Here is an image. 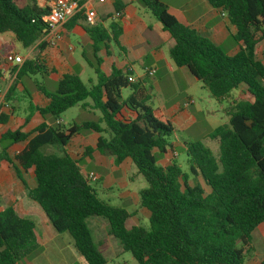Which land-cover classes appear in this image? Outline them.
<instances>
[{
	"label": "trees",
	"instance_id": "16d2710c",
	"mask_svg": "<svg viewBox=\"0 0 264 264\" xmlns=\"http://www.w3.org/2000/svg\"><path fill=\"white\" fill-rule=\"evenodd\" d=\"M207 1L225 12L235 27L233 39L240 45L236 55H228L209 38L181 24L164 0H140L174 40L169 50L171 60L177 67L188 69L212 98L221 101L242 86L247 89L250 100L235 101L228 109V123L207 137L218 142V157L198 141L187 144L185 150L189 174L175 160L167 166L158 165L154 153L173 151L175 130L148 105L150 77L129 82L134 73L115 67L110 74L105 73L98 53L105 47L109 54L112 43L123 49L119 43L123 28L115 21L108 28L101 23L87 25L83 14L70 21H84V30L93 41L96 65L91 66L96 84L88 86L78 75L65 74L52 93L39 83L49 103L44 107L31 105V110L46 121L56 122L74 107H90L101 113L99 122L87 121L71 128L44 122L33 133L8 131L0 138V160L14 167L28 197L39 205L58 234L72 237L87 264H108L94 243L88 225L91 217L104 220L110 236L138 264H247L253 233L264 224V52L261 58L256 53L264 40V0ZM124 9L116 2L115 12L123 13ZM48 13L38 0H0V34L11 33L23 48H31L46 34L44 17ZM44 47L43 42L39 44L40 50ZM11 55L6 54L4 60ZM47 73L40 58L26 60L6 101L13 100L17 85H23L25 77ZM2 79L0 70V82ZM127 89L130 94L124 99L122 92ZM6 121L7 115L0 114V124ZM90 131H105L109 137L101 136L95 148L87 147L80 160L70 156L65 147L73 136ZM18 144L24 147L11 158L8 151ZM46 146L58 148L60 154L44 153ZM94 152L111 156L116 166L130 161L147 182V188L140 192V206L150 213L149 229L135 224L125 208L98 197L81 167ZM30 169L36 178L35 189H30L22 176V171ZM191 177L201 178L209 192L199 183L190 185ZM42 252L36 223L20 216L14 207L4 208L0 212V264L32 261Z\"/></svg>",
	"mask_w": 264,
	"mask_h": 264
},
{
	"label": "crops",
	"instance_id": "0c3cea01",
	"mask_svg": "<svg viewBox=\"0 0 264 264\" xmlns=\"http://www.w3.org/2000/svg\"><path fill=\"white\" fill-rule=\"evenodd\" d=\"M80 1L84 2V6L87 9L96 11L99 24L101 23L104 27L108 28L111 23L108 24L106 20L109 19L119 23L123 28V33L119 38V43L123 49L116 46L120 51L119 56L112 50L113 46L111 44L109 45V54H107L105 47H102L101 51L98 53V56L102 59L101 68L105 73L110 74L115 67L122 71L130 70L134 73L135 78L139 79L141 76L137 75L136 70V66L138 65L144 70V75L142 77L148 75L150 70L156 71L153 77L148 75L151 80V78H155L158 74H162L165 69L168 74L176 75L171 82V86L174 89H179L180 84H184L188 94L193 87H198V83H201L191 75L188 69L177 67L171 60L169 50L174 45V40L163 30L157 20L156 22L151 18L150 12L142 5L140 0H107L104 4H100L98 0ZM116 2L125 6L121 19L114 18L116 13ZM164 2L169 12L181 24L194 29L201 36L209 38L228 55L234 56L240 51V45L233 39L236 29L231 24L228 16L222 10L211 7L207 0H164ZM38 4L42 8L47 7L46 0H38ZM110 16H112V18ZM84 25V21L76 24H72L71 21H68L62 29V38L56 46H49L41 40L31 48H24L26 50L25 55L19 51L18 44L20 43L16 42L13 34H0V68L8 65L4 60V56L8 53H12L20 55L24 58V61L40 58L48 71L47 75L41 76L39 74H32L30 77H25L23 79V85H17L13 100L7 102L5 99L4 103H0V114L7 115L6 123L0 124V138L8 131L21 130L23 133H33L44 122H47L49 125H60L65 128H71L76 124L87 122H78L76 119L66 127V121L63 117L56 122L50 119L46 121L39 112L31 110V105L44 107L49 103L48 99L44 97L38 87V84L41 83L46 88L44 83L45 78H52V81H54L58 87L59 81L65 74L78 75L82 80L81 74L86 73L88 68L95 73L94 68L91 66V63H93L91 57L94 58L93 41L85 32ZM42 42L45 44V47L43 50H40L39 44ZM263 52L264 40L256 49L259 58H261ZM89 53H92V55ZM148 63L149 65H147ZM11 74L12 73L9 72L4 75L0 82V87L5 89L6 95L14 82V80H10ZM39 76L42 78L41 82L37 79ZM32 82L34 85L33 87ZM246 90L247 89L242 86L221 101L230 102V108L235 101L250 100L246 95ZM129 94L124 96V92H122L124 99H126ZM194 105V98L188 97L184 105L175 103L170 108L163 109L161 118L163 121H168L172 124L175 130L174 135H176L178 131L187 132L198 123L196 116L201 112L197 109H194V112L189 110V108ZM86 110L93 111L90 107ZM124 114L130 115L127 111H124ZM102 127L106 130L105 125ZM101 136L108 138L109 134L105 131L102 134L93 131L76 134L65 147V150L70 156L80 160L82 159L84 150L87 147L95 148ZM205 140H207V138ZM171 143L173 144V151L177 152L176 148L180 145H183L186 150L189 141L184 140L182 142L175 141ZM23 147L24 144L13 145L8 151L9 156L13 158ZM43 151L46 154H60L58 148L51 146L44 147ZM1 152L2 149L0 146V154ZM169 153L168 151V153L162 154L159 160L161 166L169 165ZM86 159L96 161L101 167L111 168L113 178L111 181L112 185L123 189L119 196V202L122 204L120 207L125 208L133 215L135 224H141L144 219L149 220L150 213L140 206V192L147 187H143L144 184H141L136 188V182H140L142 176L138 175L136 168L130 161L116 166L111 156L102 155L99 152H94L91 158ZM83 168L86 167H82V170ZM120 172H122V174L115 177V174ZM130 172H132L133 179L129 177ZM87 174L88 173L85 175ZM22 176L30 189H35L37 187L33 169L27 172L22 171ZM100 180H102L101 176ZM110 190H113V187H110ZM34 203L36 202L28 197L26 187L18 178L14 167L6 161L0 160V212L6 207H14L20 216L31 219L36 223L38 239L43 249L45 245L40 234L43 239L46 240L45 242H49L50 247L48 248V252L53 253L55 256L57 255L62 261L73 257V254L66 253L67 246L72 248L71 251H73V253L74 251L78 253L72 237L68 233L58 234L45 213L38 210ZM257 229L264 239V224ZM93 232H96L98 236L101 234L107 235L105 249L110 250L112 236H110L108 224L100 218H95L92 233ZM99 242H103V240L100 239ZM253 250L255 251L254 245ZM81 259L84 260L83 257ZM78 260H80V258H78ZM21 264H34V261H24ZM62 264L65 263L62 262ZM247 264L249 263L247 262Z\"/></svg>",
	"mask_w": 264,
	"mask_h": 264
},
{
	"label": "rangeland",
	"instance_id": "374dc122",
	"mask_svg": "<svg viewBox=\"0 0 264 264\" xmlns=\"http://www.w3.org/2000/svg\"><path fill=\"white\" fill-rule=\"evenodd\" d=\"M151 18H153L154 21H156L155 17L149 13ZM106 22L109 24L112 22V20L107 19ZM157 22V21H156ZM113 46V51L116 52V55L119 56L120 51L117 49V47L114 45V43L111 44ZM18 49L20 52H22L23 55L26 54V50L21 46V44H18ZM110 50V47H109ZM108 50V51H109ZM92 55V53H89ZM261 55V54H260ZM91 60L94 65H96V62L94 58L91 57ZM149 65V63L147 64ZM137 75L143 76L144 70L140 66H136ZM83 82L88 85L92 86L93 84H96V75L93 70L88 68V71L84 74H81ZM174 77L176 75L168 74L167 71L164 69L162 74H158L155 76V78H151L150 84H148L149 92L151 94V100L148 103V105L157 111V116L162 120V111L164 108H170L173 104L179 103L181 105H184L185 101L188 97H193L195 101V105L191 106L189 110L194 112V109L199 110L201 113L197 114L198 123L192 127L187 132H181L178 131L176 135H174L171 138V142H182V141H189V143H195L198 141H203L205 145H207L214 155L218 157L219 155V144L216 141L211 140H205L208 135L217 127L228 123V116L227 111L230 106V102H223V101H217L214 98L211 97L210 93L207 89L204 88L202 83H198V87H193L189 94L188 91L186 92V87H184V84H180L179 89H174L171 86V82L174 80ZM135 78V76H134ZM38 81H42V78L39 76L37 77ZM136 79V78H135ZM28 80V79H27ZM25 80V81H27ZM53 79L45 78L44 83L46 85V88L49 92H55L57 89V84L52 81ZM137 80V79H136ZM158 84V85H157ZM32 82V87H33ZM124 96H127L130 91L129 89L124 90ZM101 113L97 110L91 111V110H85L81 107H74L70 110H68L65 114L62 115L64 120L66 121V127L70 123H72L73 120H76L78 122L82 121H93V122H99L101 118ZM163 121V120H162ZM177 157L172 153L173 151H170L169 153V161L175 160L177 164L182 168V170L185 173L189 174V166H188V157L187 153L184 149L183 145L178 146L177 148ZM155 156L158 160H160L162 154L158 151H155ZM158 165H160L158 161ZM83 168V173H89L90 171H94L98 176L99 180L98 182H92L91 186L97 191L98 197L108 203L109 205L120 207L122 204L119 202V196L123 189L121 187H115L112 185V171L111 168L107 167H101L97 164L96 161L91 160H84L81 162ZM122 174L116 173L115 177H118ZM100 176L102 177V180H100ZM130 179L132 178V172L129 173ZM141 182V183H140ZM136 182V188L139 187L141 184H144L143 187H147L146 181L141 177V181ZM190 185H195L196 183H199L208 193L209 188L205 186L203 180L201 178H193L191 177L189 181ZM110 187H113V190H110ZM38 210L41 212L42 209L39 207L37 203H34ZM95 217H91L88 219V225L93 231V224H94ZM143 228L149 229V220L144 219V221L139 224ZM40 237L44 243V249L41 255H39L36 259H34V264H87L79 253H73L71 251L72 248L67 246L66 253L67 254H73L74 256L71 257L68 260H60L59 257L54 255L51 252H48L49 242H45L46 240L43 239V237L40 234ZM112 241L110 242V250L105 249L107 235L101 234L98 236L96 232H93V240L96 246L99 248V250L103 253V255L106 257L108 264H138L132 257L131 253L125 252L120 245V243L115 240L113 237H111ZM103 240V242H99ZM253 245L255 248V251L252 250L248 254V260L247 262L249 264H260V262L264 259V239L260 234V231L257 229L253 235ZM77 252V251H76ZM44 253V254H43ZM259 253V254H258ZM80 258V260H78Z\"/></svg>",
	"mask_w": 264,
	"mask_h": 264
},
{
	"label": "built area",
	"instance_id": "2783aa9c",
	"mask_svg": "<svg viewBox=\"0 0 264 264\" xmlns=\"http://www.w3.org/2000/svg\"><path fill=\"white\" fill-rule=\"evenodd\" d=\"M47 8L49 10L48 15L44 17V22L47 25V31L42 41L49 46H56L62 38V29L64 25L76 17L79 14H83L85 18V23L90 26H95L98 24V16L95 10L87 9L84 4H81L78 0H46ZM107 0H98L100 4L106 3ZM123 13L116 12L114 15L115 19H121ZM8 65L0 68L3 76L7 73H12L10 75V80H15L16 76L24 64V58L20 55L12 54L7 61ZM155 70H150L148 75L153 77L155 75ZM129 82H135L133 76L129 77ZM6 92L5 89L0 87V103L5 102ZM177 157V152H172ZM88 180L92 182H98L99 176L90 172L87 174Z\"/></svg>",
	"mask_w": 264,
	"mask_h": 264
}]
</instances>
